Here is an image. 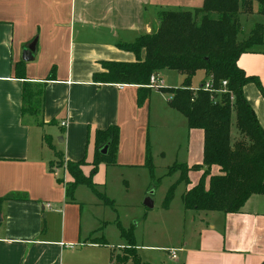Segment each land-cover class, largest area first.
<instances>
[{
    "label": "crops",
    "instance_id": "obj_1",
    "mask_svg": "<svg viewBox=\"0 0 264 264\" xmlns=\"http://www.w3.org/2000/svg\"><path fill=\"white\" fill-rule=\"evenodd\" d=\"M202 3L0 0V264H116L113 257L126 248V242L119 240L120 235L111 240L104 228L119 220L114 192L132 197L134 172L146 171V183L132 198L143 205L150 177L144 166L147 142L155 165L151 122L167 135L165 146L175 162L188 167L202 164L204 133L188 129L186 118L168 106V93L151 89L138 105L137 85L97 84L92 79L93 73L101 71L102 61H135L132 52L117 44L151 32L159 12L193 11ZM34 39L33 58L23 61L22 51ZM21 61L24 79L15 71ZM236 63L264 87V44L242 53ZM50 71L52 79L44 82ZM161 71L157 73L160 86L166 87ZM178 73L183 81L184 75ZM24 82L43 84L38 116L21 114ZM197 87L191 83L192 89ZM243 93L264 130V96L252 82L243 87ZM62 121L66 126L60 125ZM109 125L119 128L116 164H100L93 181L96 190L114 202V208L104 205L85 185L77 186L73 199H68L66 162L85 158L82 169L87 173L95 130ZM159 154L166 156L165 151ZM204 169L189 171L190 183H180L176 189L183 185V194ZM209 171L218 174L219 167L212 165ZM172 175H176L175 182L179 172ZM106 211L114 215L113 221L105 219ZM189 212L181 215L183 230L171 247L177 249L176 258H171L175 264H263L264 195L250 196L238 213ZM90 236L102 237L105 244L90 241ZM134 240L137 253L143 254L147 245L138 243L135 235Z\"/></svg>",
    "mask_w": 264,
    "mask_h": 264
},
{
    "label": "trees",
    "instance_id": "obj_2",
    "mask_svg": "<svg viewBox=\"0 0 264 264\" xmlns=\"http://www.w3.org/2000/svg\"><path fill=\"white\" fill-rule=\"evenodd\" d=\"M253 2L257 3L258 12L264 15V0H203L202 6L193 11H161L157 14L151 32L138 36L132 42L117 44L118 48L132 52L135 61H102L101 71L92 75L97 84L137 85L138 105L151 92L147 87L151 74L169 69L184 75L180 86L160 87L158 90L169 94L168 106L186 118L188 129L203 131V160L201 165L190 167L177 162L169 166L166 174L179 171V177L168 188L161 204L163 209L169 208L178 184L190 183L188 172L198 171L202 167L205 169L197 183L181 196L185 210L238 213L250 196L264 195V130L243 93V87L250 82L256 85L262 96L264 87L256 76L246 75L236 63L242 53L264 44L263 24H255L246 39L237 40L240 9L250 8ZM23 63L21 61L15 65L16 75L22 79L25 78ZM200 70L205 72L207 79H211L213 89H223L220 88L221 82L226 80L225 91L213 94L199 88L194 93L191 81ZM52 71L44 82L52 79ZM42 86L24 82L21 93L22 115L40 114ZM232 113L235 127L243 137L233 143L230 137ZM118 139L117 125L95 130V150L87 173L82 169L87 164L85 158L66 162L69 180L65 184V196L68 199H73L77 186L85 185L104 205L114 208V202L96 190L93 178L100 164H116ZM104 146H107V151L102 154L100 150ZM212 165L219 167L218 174L210 175L209 168ZM144 166L150 178L155 179L148 142ZM115 224L128 249L121 261L129 259L133 264H147L141 263L138 256L134 226L125 229L118 219ZM88 239L105 244L102 237L97 239L90 236Z\"/></svg>",
    "mask_w": 264,
    "mask_h": 264
},
{
    "label": "rangeland",
    "instance_id": "obj_3",
    "mask_svg": "<svg viewBox=\"0 0 264 264\" xmlns=\"http://www.w3.org/2000/svg\"><path fill=\"white\" fill-rule=\"evenodd\" d=\"M258 9L259 7L256 2H253L250 8L246 7V9H240V14L238 17L240 28L239 34L237 36L238 41L246 39L250 35V31L255 24L264 25V15L260 14ZM160 73L161 79L165 83L166 87H177L181 85L182 77L178 72L162 70ZM205 76L206 74H204L202 71H198L192 78L191 83L193 85L199 86L203 79L205 81L207 80ZM170 84L176 86H171ZM193 92L195 93L196 91L193 90ZM234 118V113H232L230 128L231 143H233L235 140L241 139L242 137L235 127ZM160 128L161 127L157 126L154 122H151L150 135L155 162V179H151L148 176V186L145 195L142 198L143 202V200L149 196L155 205L153 204L152 208H146L144 205H137L136 202L132 200L134 196L136 197L138 190L142 186V183H146L144 182L145 175H143L144 173L146 174V171H144V173L134 172V178L130 180V196L132 197L126 198L120 196L119 192L117 191L114 193L117 195V213L121 226L125 229L130 225L135 226V239L138 243H142L143 241L144 245H147L142 249L143 254L138 253L140 261L145 258L146 262L144 263L147 264H175V260L171 259L168 250L175 245L178 234L183 230V224H180V217L182 214H184V212H186V210L183 208L181 200L183 185L176 189L174 198L170 204V209L166 211L161 207L167 189L174 182L176 175L171 174L170 176L166 174L169 166L175 162V156L170 152V148L165 146V137H167V135ZM161 151L166 152L165 158L159 154ZM178 172L179 171H175L174 173H177L178 175ZM192 212L193 210H190L189 214ZM104 215L106 220L113 221L114 215H111L109 211H106ZM137 222L138 226L136 227ZM104 229L105 233L111 240L117 237L120 238L118 233L119 231L115 223L108 224ZM119 240L123 241L122 238ZM148 246H151V248H148ZM127 251L128 249L126 247L121 249L118 254L116 253L118 257L114 258V263L133 264L129 259L128 261H121V259H123L126 255Z\"/></svg>",
    "mask_w": 264,
    "mask_h": 264
},
{
    "label": "built area",
    "instance_id": "obj_4",
    "mask_svg": "<svg viewBox=\"0 0 264 264\" xmlns=\"http://www.w3.org/2000/svg\"><path fill=\"white\" fill-rule=\"evenodd\" d=\"M160 85H161V81H160V79L158 77V74L157 73L151 74L150 77H149V82L147 84V87L150 88V89H158V88L161 87ZM226 85H227V81L223 80L221 82V87H220V88H223V89H219V90L213 89L212 86H211V79L208 78L205 81V83L202 84L201 88L204 89V90H207V91H209V92H211L213 94H215V93H220V92L225 91ZM197 89H199V87H197L195 89H192V90L196 91ZM60 125L61 126H66V121L60 122ZM65 169H66V167H65ZM46 206L48 208H50V205L47 204ZM69 247H73V245H69ZM168 252H169V255H170L171 258H176L177 249L171 248V249L168 250Z\"/></svg>",
    "mask_w": 264,
    "mask_h": 264
},
{
    "label": "water",
    "instance_id": "obj_5",
    "mask_svg": "<svg viewBox=\"0 0 264 264\" xmlns=\"http://www.w3.org/2000/svg\"><path fill=\"white\" fill-rule=\"evenodd\" d=\"M35 43H36V40L34 39L31 43H29L22 51V60L23 61H31L32 58H33V53L35 51ZM199 88L202 87V84H200L198 86ZM101 153L102 154H105L106 151H107V146H104L101 150ZM143 205L146 207V208H152L153 207V201L150 199V197H146L144 200H143Z\"/></svg>",
    "mask_w": 264,
    "mask_h": 264
}]
</instances>
